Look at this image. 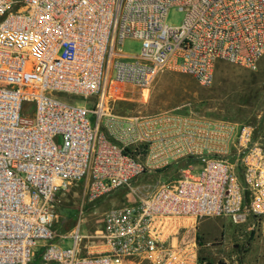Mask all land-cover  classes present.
<instances>
[{
    "label": "built area",
    "instance_id": "obj_1",
    "mask_svg": "<svg viewBox=\"0 0 264 264\" xmlns=\"http://www.w3.org/2000/svg\"><path fill=\"white\" fill-rule=\"evenodd\" d=\"M174 8L178 27L166 22ZM127 39L138 53L122 51ZM263 57L264 0H0V264H210L200 221L264 227V138L252 127L113 114L161 71L210 87L219 62L256 71ZM189 157L199 168L112 207L94 233L54 228L72 186L94 201Z\"/></svg>",
    "mask_w": 264,
    "mask_h": 264
},
{
    "label": "rangeland",
    "instance_id": "obj_2",
    "mask_svg": "<svg viewBox=\"0 0 264 264\" xmlns=\"http://www.w3.org/2000/svg\"><path fill=\"white\" fill-rule=\"evenodd\" d=\"M183 20V12L174 8L169 11L166 22L178 27ZM120 48L125 53H138L141 43L127 39ZM113 114L128 118L175 115L180 127L188 123L197 130L217 123H229L236 129L245 125L254 129V139L260 141L264 138V57L256 71L219 62L210 87H202L192 76L175 70L161 71L148 91L131 89L124 100L114 105ZM90 120L95 125L96 117L90 116ZM144 148L138 147L142 162ZM187 160L182 158L145 173L133 180L130 187L94 201L85 196L83 185L72 186L59 195L54 228L61 235L68 234L81 221L82 235L94 233L109 209L140 201L159 182L177 179L188 166ZM192 165L199 168L197 162ZM197 239L199 257L206 258L210 264H264V227L254 221L235 225L228 218L204 219L199 222ZM63 244L68 248L74 242L66 239ZM36 251L37 256L43 252ZM38 261L39 258L34 264Z\"/></svg>",
    "mask_w": 264,
    "mask_h": 264
},
{
    "label": "trees",
    "instance_id": "obj_3",
    "mask_svg": "<svg viewBox=\"0 0 264 264\" xmlns=\"http://www.w3.org/2000/svg\"><path fill=\"white\" fill-rule=\"evenodd\" d=\"M194 163H196V161L189 157L188 160H187V165L194 164Z\"/></svg>",
    "mask_w": 264,
    "mask_h": 264
},
{
    "label": "water",
    "instance_id": "obj_4",
    "mask_svg": "<svg viewBox=\"0 0 264 264\" xmlns=\"http://www.w3.org/2000/svg\"><path fill=\"white\" fill-rule=\"evenodd\" d=\"M220 264H227L226 262H220Z\"/></svg>",
    "mask_w": 264,
    "mask_h": 264
}]
</instances>
